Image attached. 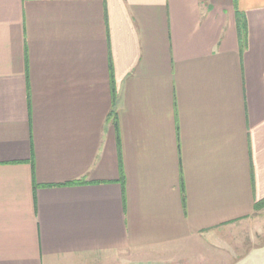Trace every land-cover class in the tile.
Instances as JSON below:
<instances>
[{
    "label": "crops",
    "instance_id": "obj_1",
    "mask_svg": "<svg viewBox=\"0 0 264 264\" xmlns=\"http://www.w3.org/2000/svg\"><path fill=\"white\" fill-rule=\"evenodd\" d=\"M263 198L264 0H0V264H202Z\"/></svg>",
    "mask_w": 264,
    "mask_h": 264
},
{
    "label": "rangeland",
    "instance_id": "obj_2",
    "mask_svg": "<svg viewBox=\"0 0 264 264\" xmlns=\"http://www.w3.org/2000/svg\"><path fill=\"white\" fill-rule=\"evenodd\" d=\"M224 237L217 239L215 243H208L207 246L197 251L198 259L202 264H210L206 255L210 252L213 256L211 264H229V262L251 249L264 243V206L255 210L249 218L239 221L230 226ZM204 253V254H203ZM201 254V255H200ZM210 258V257H209ZM204 263H203V262ZM136 264H151L150 262H138ZM154 264V263H153Z\"/></svg>",
    "mask_w": 264,
    "mask_h": 264
},
{
    "label": "trees",
    "instance_id": "obj_3",
    "mask_svg": "<svg viewBox=\"0 0 264 264\" xmlns=\"http://www.w3.org/2000/svg\"><path fill=\"white\" fill-rule=\"evenodd\" d=\"M239 28H240V32L243 34V31L245 30V22H239ZM262 206H264V198L260 201H257L255 204V210L258 208H261Z\"/></svg>",
    "mask_w": 264,
    "mask_h": 264
}]
</instances>
